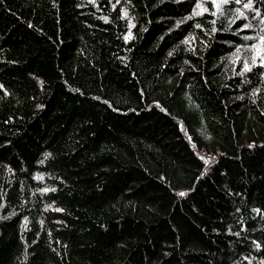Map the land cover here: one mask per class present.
Masks as SVG:
<instances>
[{
    "label": "trees",
    "instance_id": "obj_1",
    "mask_svg": "<svg viewBox=\"0 0 264 264\" xmlns=\"http://www.w3.org/2000/svg\"><path fill=\"white\" fill-rule=\"evenodd\" d=\"M0 264H264V0H0Z\"/></svg>",
    "mask_w": 264,
    "mask_h": 264
},
{
    "label": "snow or ice",
    "instance_id": "obj_2",
    "mask_svg": "<svg viewBox=\"0 0 264 264\" xmlns=\"http://www.w3.org/2000/svg\"><path fill=\"white\" fill-rule=\"evenodd\" d=\"M221 2L224 3V4H227V3H229V0H221ZM237 2H239V0H237ZM245 7H249V8H250V7H251V4H250V3H249V4H246ZM246 27H247V26H246ZM125 39H126V40H127V39H130V36H129V37H125ZM246 70H247V71H250L251 69H250V68H247V66H246ZM180 195L183 196L184 193H180Z\"/></svg>",
    "mask_w": 264,
    "mask_h": 264
},
{
    "label": "rangeland",
    "instance_id": "obj_3",
    "mask_svg": "<svg viewBox=\"0 0 264 264\" xmlns=\"http://www.w3.org/2000/svg\"><path fill=\"white\" fill-rule=\"evenodd\" d=\"M203 1H205V0H203ZM210 1H212L217 8H219V5L222 4L221 0H210ZM207 163H208V160H207Z\"/></svg>",
    "mask_w": 264,
    "mask_h": 264
}]
</instances>
